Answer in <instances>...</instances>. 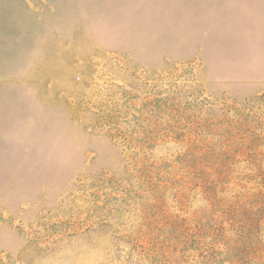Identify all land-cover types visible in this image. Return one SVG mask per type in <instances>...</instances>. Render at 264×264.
<instances>
[{
    "label": "rangeland",
    "instance_id": "1",
    "mask_svg": "<svg viewBox=\"0 0 264 264\" xmlns=\"http://www.w3.org/2000/svg\"><path fill=\"white\" fill-rule=\"evenodd\" d=\"M0 264H264V0H0Z\"/></svg>",
    "mask_w": 264,
    "mask_h": 264
}]
</instances>
